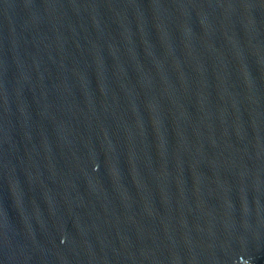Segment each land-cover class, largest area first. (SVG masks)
I'll return each mask as SVG.
<instances>
[{"label":"water","instance_id":"water-1","mask_svg":"<svg viewBox=\"0 0 264 264\" xmlns=\"http://www.w3.org/2000/svg\"><path fill=\"white\" fill-rule=\"evenodd\" d=\"M0 264H264V0H0Z\"/></svg>","mask_w":264,"mask_h":264}]
</instances>
